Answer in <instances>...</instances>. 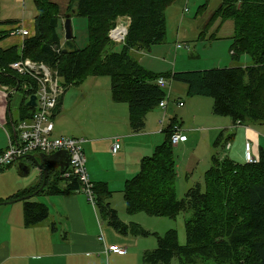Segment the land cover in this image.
<instances>
[{
  "label": "trees",
  "instance_id": "obj_1",
  "mask_svg": "<svg viewBox=\"0 0 264 264\" xmlns=\"http://www.w3.org/2000/svg\"><path fill=\"white\" fill-rule=\"evenodd\" d=\"M33 1L37 10L34 35L24 40L21 49L0 50V85L8 87L9 91L19 86L18 91L24 93L17 122L33 117L35 109L27 107V99L34 91L25 90L24 84L30 83L33 88L36 83L10 66L30 59L58 72L64 94L90 77H109L112 100L128 105L129 123L134 133L145 129L147 115L167 98L157 83L160 77L184 83L188 97L210 96L214 100V115L230 117L235 125L264 123V0H222L207 22L209 26L218 19L234 21L231 58L239 63L243 55H248L252 60L249 67L237 65L173 74L147 70L133 59L132 51H149L153 45L165 43V13L176 0H70L67 15L88 20L89 43L83 50L76 48L74 40L62 45L63 24L57 4L49 0ZM203 8L205 11L206 7ZM125 16L130 19L127 35L122 49L115 52L110 35L117 27L118 18ZM7 36L0 34V41ZM174 130V124L170 125L165 143L158 146L151 157L142 160L139 174L126 182L123 194L128 215L144 213L176 219L181 214L191 213L185 221L186 243H179L174 229L160 236L139 224L122 222L108 203L113 193L106 183H93L96 208L122 235L156 237L158 246L145 251L143 264H172L174 259L179 264H264V148L254 156L258 159L254 164H240L228 156L221 158L214 154L203 176L204 185L187 190L180 199L171 141ZM223 136L216 140L215 149L223 147ZM231 139L228 137L226 145ZM47 170V185L38 197L80 192L82 184L77 178H66L51 166H47ZM40 187L38 184L26 189L8 201L30 196ZM34 198L22 201L27 228L49 218V208Z\"/></svg>",
  "mask_w": 264,
  "mask_h": 264
},
{
  "label": "crops",
  "instance_id": "obj_2",
  "mask_svg": "<svg viewBox=\"0 0 264 264\" xmlns=\"http://www.w3.org/2000/svg\"><path fill=\"white\" fill-rule=\"evenodd\" d=\"M50 1L62 8V14L68 9L70 3V0H64L63 3H60L61 0ZM31 24V32L34 33L35 18ZM18 25H23L29 29L27 27L29 25L19 20L5 21V23L2 21L0 34H8V36L0 41V50L22 48L24 39L21 36L11 35ZM135 52L136 54L144 53L135 50L132 51V54ZM142 66L144 67V65ZM144 68L154 73H165L157 69L154 70L150 66ZM99 79L100 77H90L82 85L75 87L79 89L76 91H78L79 97L81 96V100H83L82 96L84 95L91 96ZM176 87L181 89L180 86ZM9 90L8 87L0 85V152L5 151L10 145L8 134L14 135L13 125L17 122L18 111L24 99L16 93V90ZM108 91L109 102L103 106L95 107L96 114L88 102L83 104L81 101L79 114H77L81 127L76 132L70 111L75 107V101L78 102V94L75 95L71 89L66 91L62 97L59 110L54 115V136L84 140L82 147L87 158L90 181L94 184L106 183L109 191L113 193L108 200L110 207L117 211L122 222L130 224L134 223L129 218L130 215L127 214L123 217L121 211L115 209V195L116 193H123L126 182L139 174L142 160L150 156L160 144L161 138L156 135V129L151 125V120L154 122L159 114L155 110L149 113L146 117L145 129L140 133H134L129 123L128 105L115 103L112 100L111 86ZM183 93V95H187V86H185ZM190 98L193 99L194 97ZM180 104L183 106L180 107ZM186 104L183 100L177 101V107L183 108ZM107 107L108 118L100 119V116L106 115ZM163 115L166 116L165 111ZM216 117L218 118H211L212 124L208 130L215 134L214 144L220 136L224 135L222 138V141H225L222 147L224 153L221 158L231 155L233 158L229 157L232 160H240V163H246L244 157L240 155L242 153L241 145H244L245 153V145L250 142L248 138L254 139V124L250 126L235 125L231 119ZM176 125H179L178 122ZM176 125L175 129L185 137L181 127ZM206 126L205 128H207ZM250 132L253 133L252 136H250ZM202 137L203 139L206 138L205 134ZM228 137L232 139L226 145ZM120 139L123 140V144H121ZM116 140H119L123 150L120 149L121 151L114 155L112 148ZM256 141L261 144L259 136H257ZM188 142L189 139L186 137V141L184 140L176 146L179 148L182 146L185 149ZM250 143L254 152V146L252 142ZM221 149H217L218 152ZM226 150H229L228 153ZM218 152L216 153L218 154ZM255 156L257 157L258 153ZM40 175L41 172L39 174L32 172L25 177L32 176V178L22 186L18 184L19 187L14 190L0 188V201L7 202L20 192L31 188L36 184ZM34 201L45 204L49 208V218L40 225L31 228L25 226L24 205L22 203L0 206L3 207L0 210V264H109L116 257L121 258L119 264H143L142 258L145 251L152 250L150 249L152 247L148 246L145 240H142L143 237L135 236V234L122 235L116 231L108 221L109 219L92 205L87 196L81 192L66 196L46 194L36 196ZM124 211L127 213L126 206ZM112 246L122 247L127 252L126 254L111 252L109 247Z\"/></svg>",
  "mask_w": 264,
  "mask_h": 264
},
{
  "label": "rangeland",
  "instance_id": "obj_3",
  "mask_svg": "<svg viewBox=\"0 0 264 264\" xmlns=\"http://www.w3.org/2000/svg\"><path fill=\"white\" fill-rule=\"evenodd\" d=\"M63 1L64 0H61L60 3H63ZM221 4L222 0H177L166 10L165 13L167 20V37L165 43L153 45L149 51H143V54H136L135 52L132 54L134 57L133 59L138 60L139 63H143L140 64L144 65V67L150 66L153 67L154 70L157 69L165 73L204 71L212 68H229L234 65L249 67V65L252 64V60L248 55H243L239 63L232 61L231 58L232 54H230V47L233 43L232 35H234L233 31L235 29L234 21H223L218 19L214 23H211V25H207V22L214 12L219 9ZM0 5L1 21L5 23V21L19 20L20 22L29 25L27 27L30 30L32 29L31 23L37 15V10L35 9L36 7L33 0H0ZM57 6L59 5L57 4ZM203 6L206 7L205 11ZM61 10L62 8H60V17L63 24L68 9L63 12L64 14L61 13ZM117 22V27L114 30L118 28L128 29L130 19L125 16L118 18ZM72 27V34H74L73 40L76 48L81 50L86 49V46H88L89 43L88 20L83 17L74 16L72 17ZM123 31L124 29L121 32ZM64 33L63 28L62 32H60V35L63 37L62 45L66 41L65 35H63ZM117 33L119 32H116L115 36H117ZM212 36H214L213 39H211ZM112 41L115 44L114 51L119 52L122 49V42L116 40V37L113 38ZM180 44L182 48L178 49V45ZM184 85V83L169 80L170 90H166V93L169 96L166 117L163 115L164 110L157 108L155 111H157L156 113H158L159 116H157L154 122L151 120V125L156 129V135L161 138L158 146L165 143L167 140L166 131L169 129L170 125L174 124L175 126L176 122L179 124L176 126L181 127L183 134L185 133V137L189 139L185 149L182 146L180 148L178 146L173 147L178 172L176 177V191L180 199L184 198L187 190L198 184L204 185L203 176H205L206 171L211 166V158L213 154L218 152L213 145L215 141V134L208 130V127L212 124L211 118H218L213 113V98H210V96H196L192 99L187 95H183V90L186 86ZM110 86L111 79L109 77H100L96 86H94L98 90L94 88L91 96H88L90 98L84 95L82 96L83 100H81V96L79 97V93L76 91L79 89L71 88L72 92H75V95L78 94V102L75 101V107L72 111H70V117L73 122L75 132L81 127L79 126L80 122L77 117L81 101L83 104L88 102L91 109L96 114L95 107L103 106L109 102L108 88ZM176 86H180L181 89ZM16 93L24 98L23 92L17 91ZM180 100L187 103L185 107H177V101ZM108 114L109 111L107 107L106 115L103 117L100 116V119H107L109 116ZM222 118L231 119L230 117ZM205 125H207V128H205ZM250 125L251 124L248 126ZM204 134L206 138L203 139L202 136ZM250 134V136L253 135L252 132H250ZM255 136L256 138L257 136L260 137L261 144L257 143ZM248 140L252 142L254 146L253 153L255 156L260 148H264V123H254V139L251 137L248 138ZM121 144H123V140H121ZM228 151L229 150H226V153H228ZM154 152L155 150L148 157H151ZM241 152L242 153H240V155H242L245 160L243 144L241 145ZM223 153L222 148L218 152V155L222 157ZM229 156L232 157L231 155ZM239 161H237V163H240ZM32 172L35 174L40 173L38 170H34ZM30 178H32V176L28 178L22 177L16 167H12L11 170L0 171V188H9L14 190L19 187L18 184L22 186L25 182L29 181ZM20 203L23 204V202ZM125 206L124 194L116 193L114 207L115 209L121 211V215L123 217L127 215L125 211L123 212V209L125 210ZM2 208L3 207H0V210H2ZM190 216L191 213H185L179 215L176 219H170L164 217H151L144 213H140L134 216L130 215L129 218H131L134 223L141 225L145 230L150 231V233H156L160 236H163L169 230L174 229V231L176 230V232H178L179 243L184 245L186 243L185 221ZM142 240H145L148 243V246L152 247L150 249H155L158 246V241L155 236L143 237ZM120 259V257H116L115 260L113 262L110 261L109 264H119ZM172 264H179V262L177 259H174ZM204 264L214 263L205 262Z\"/></svg>",
  "mask_w": 264,
  "mask_h": 264
},
{
  "label": "built area",
  "instance_id": "obj_4",
  "mask_svg": "<svg viewBox=\"0 0 264 264\" xmlns=\"http://www.w3.org/2000/svg\"><path fill=\"white\" fill-rule=\"evenodd\" d=\"M115 36L114 33L120 28L113 30L110 37L119 42L124 41L127 35V28ZM12 36H21L24 40L32 37L34 33L25 28L23 25L12 31ZM181 44L178 49H181ZM10 68L18 72L21 76L29 77L36 83L35 87L31 88L30 83L24 84L25 90H33V94L37 98V106L34 108L33 117L29 120L17 122L13 125L14 135L8 134V148L0 154V171L6 170L15 165L22 159L26 163L25 158L28 155L45 154L53 155L59 151H67L70 155V165L64 172V177H75L81 182L80 192L88 197L89 202L96 207L95 195L93 192L94 185L90 181L87 171V158L83 150L84 140L71 137H56L54 115L58 107L60 98L64 94V87L58 72L44 63H36L30 59H22L11 64ZM158 85L166 92L169 89V80L160 77L157 80ZM166 99L159 105V108L166 112L168 107L169 96L166 93ZM27 101V102H28ZM183 104H180L182 107ZM166 117V116H165ZM172 145L176 146L181 142L186 141L177 129L171 137ZM121 149L119 140L115 141L112 148V154L116 155ZM245 160L248 164L257 163L258 159L252 154V146L250 142L245 145ZM111 252L126 254V249L119 246L109 247Z\"/></svg>",
  "mask_w": 264,
  "mask_h": 264
},
{
  "label": "water",
  "instance_id": "obj_5",
  "mask_svg": "<svg viewBox=\"0 0 264 264\" xmlns=\"http://www.w3.org/2000/svg\"><path fill=\"white\" fill-rule=\"evenodd\" d=\"M64 34L66 41H71L74 39L73 27H72V18L70 15H67L64 22ZM128 31V30H127ZM19 90V86L16 88V92ZM37 98L35 95L30 97V100L27 102V107L35 108L37 106ZM25 160L29 163H25L24 161L19 160V162L15 165L16 169L18 170L19 174L22 177H27L32 174V171L38 170L41 172V175L38 177L37 182L34 186H38L41 184V187L37 192L34 194L18 199L7 201L4 203H0L1 205H10L15 204L17 202H22L25 199H31L39 195V192L43 191L47 185L48 180V170L47 166H51L55 170H58L60 173H64L70 165V155L67 151H59L53 155H45V154H35V155H28Z\"/></svg>",
  "mask_w": 264,
  "mask_h": 264
},
{
  "label": "bare ground",
  "instance_id": "obj_6",
  "mask_svg": "<svg viewBox=\"0 0 264 264\" xmlns=\"http://www.w3.org/2000/svg\"><path fill=\"white\" fill-rule=\"evenodd\" d=\"M128 24V23H127ZM123 29L122 28H120V30H118L117 32H119V33H117V36H118V34H120V32L122 31ZM116 33V32H115ZM115 33H114V35H115Z\"/></svg>",
  "mask_w": 264,
  "mask_h": 264
}]
</instances>
